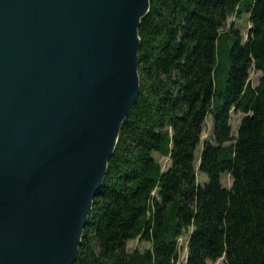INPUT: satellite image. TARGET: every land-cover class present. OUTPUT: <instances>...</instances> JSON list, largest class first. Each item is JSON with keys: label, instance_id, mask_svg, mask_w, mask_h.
Masks as SVG:
<instances>
[{"label": "trees", "instance_id": "16d2710c", "mask_svg": "<svg viewBox=\"0 0 264 264\" xmlns=\"http://www.w3.org/2000/svg\"><path fill=\"white\" fill-rule=\"evenodd\" d=\"M244 10L245 43L226 30ZM139 36L140 93L74 264H181L186 230V264H264V0H151ZM232 111L244 115L236 136ZM208 114L215 134L198 168ZM132 240L150 246L129 250Z\"/></svg>", "mask_w": 264, "mask_h": 264}, {"label": "water", "instance_id": "95a60500", "mask_svg": "<svg viewBox=\"0 0 264 264\" xmlns=\"http://www.w3.org/2000/svg\"><path fill=\"white\" fill-rule=\"evenodd\" d=\"M151 0H0V264H74L140 93Z\"/></svg>", "mask_w": 264, "mask_h": 264}, {"label": "rangeland", "instance_id": "374dc122", "mask_svg": "<svg viewBox=\"0 0 264 264\" xmlns=\"http://www.w3.org/2000/svg\"><path fill=\"white\" fill-rule=\"evenodd\" d=\"M251 27V23L249 21V13L244 10L241 14L236 16H231L227 20V26L226 30H235L237 31V34L239 35L240 40L245 43L248 40V33L249 29ZM262 76V74L252 69L250 72V79L252 85L255 87L259 83V79ZM244 115L241 112H234L232 111L230 114V124L232 126L233 130V136L237 135V130L240 125L241 120L243 119ZM215 134V124H214V118L212 114H208L203 128L202 138H201V144L197 148V167L199 168V156L201 154V151L203 149V142L206 140H210ZM157 158H159L162 166L164 169L171 166V160L165 157H159L156 155ZM197 168V169H198ZM222 182L225 187L230 188L232 185V178L229 174L222 175L221 177ZM209 181V178L206 174L202 173L201 171H197V182L200 186H204ZM191 230H186L184 235L179 239V252H180V263L186 264L187 261V255H188V239L189 234ZM150 245L146 242H141L139 240H132L128 243V249L134 250L136 248L143 250ZM211 264H224V259H220L217 262H213Z\"/></svg>", "mask_w": 264, "mask_h": 264}]
</instances>
